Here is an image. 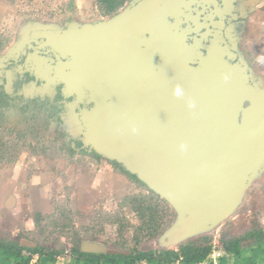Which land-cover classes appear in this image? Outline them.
<instances>
[{
	"label": "water",
	"instance_id": "1",
	"mask_svg": "<svg viewBox=\"0 0 264 264\" xmlns=\"http://www.w3.org/2000/svg\"><path fill=\"white\" fill-rule=\"evenodd\" d=\"M235 1L220 9L216 0H133L95 25L27 35L0 60L2 72L26 55L19 70L83 106L84 145L176 214L168 245L229 216L264 168V86L225 23ZM193 6L222 13L201 18ZM80 251L118 253L96 241Z\"/></svg>",
	"mask_w": 264,
	"mask_h": 264
},
{
	"label": "rangeland",
	"instance_id": "2",
	"mask_svg": "<svg viewBox=\"0 0 264 264\" xmlns=\"http://www.w3.org/2000/svg\"><path fill=\"white\" fill-rule=\"evenodd\" d=\"M255 3L260 4L240 9L243 28L240 32L232 31L231 40L253 79L264 86V0ZM249 12H253V15ZM108 18L99 15L92 0H17L14 3L0 0V33L9 41L0 53V60L27 35L41 31L59 32L68 28H82L104 22ZM26 70L27 68H17L0 72V84L6 78V86L9 84L6 88H9L16 73L21 75L26 72L34 76L33 72ZM6 74H10V77ZM41 83L40 86L26 85L17 95L24 100L31 96L52 99L55 89H61V86L47 87ZM17 95H11L8 107L0 109V130L9 128L13 138L19 141V146L21 143L25 144L23 149L26 151L15 162L0 164V238L13 236L16 232L32 237L40 217L52 214L58 207L69 206L74 226L82 232L83 241L94 240L112 252H127L118 249L115 244V226L104 224L103 232L98 235L84 230L96 226L98 218L113 215H122L132 228L138 226L136 215L129 207L124 206L123 200L129 195H147L148 191L125 177H120L121 175L116 177L115 185L106 180L109 161L99 156L93 157L90 148L84 145L79 112L76 113L80 105L76 104L74 98L63 96V101H49L43 109L23 111L21 102L15 97ZM77 142H81L82 148L77 147ZM69 149L74 153L72 156L68 155ZM73 186L75 194L72 192ZM11 197L18 205L14 216L20 221L16 223L3 219L6 212L3 203ZM176 222L174 213L171 225L156 238L143 241L139 249H176L179 245H168L165 242V233ZM253 223L259 224L264 230V168L250 180L238 205L229 216L184 242L207 235L211 244H218L220 247L223 237L241 235ZM53 246L58 250L69 248L64 239H59ZM253 247V243H244V255H248ZM59 258H63L55 260L59 264H72V259L69 257V261L68 256ZM31 264L46 262L35 257Z\"/></svg>",
	"mask_w": 264,
	"mask_h": 264
},
{
	"label": "trees",
	"instance_id": "3",
	"mask_svg": "<svg viewBox=\"0 0 264 264\" xmlns=\"http://www.w3.org/2000/svg\"><path fill=\"white\" fill-rule=\"evenodd\" d=\"M8 3H14L17 0H4ZM131 0H92L97 12L103 18H108L119 13ZM7 38L0 33V53L8 45ZM25 82L32 87L36 83L26 77ZM7 86L9 84L7 83ZM0 86V108L8 107L11 85ZM15 88L20 87V83L14 84ZM7 93H6V92ZM60 96L57 94L56 99ZM22 101V99H19ZM21 109L23 111L33 109L40 110L47 106V102H42L32 96L29 101H22ZM54 108V107H52ZM77 147H82L81 142L76 143ZM25 144L19 146V141L13 138V133L7 128L0 130V164L12 163L17 160L19 155L26 151ZM35 154L36 152L33 151ZM72 150H68V155L72 156ZM93 157H98L91 152ZM112 168L123 175L128 181L144 187L135 176L128 174L118 164L109 162ZM146 189V188H145ZM147 190V189H146ZM147 195H129L123 200V204L129 207L136 215L138 226L132 228L122 215H113L100 217L96 221V226L86 228L84 232H90L98 235L103 232V225H113L116 227L115 244L118 249L127 250L125 253L112 254H84L80 251L82 242V232L75 228L72 220V210L69 206L58 207L52 214L40 217L34 235L32 237L21 235L19 232L14 234L24 236L32 241L35 248L21 247L18 240L13 236L0 238V261L9 262V264H31L35 257L44 258L46 262L53 263L59 257L68 256L74 264H136L144 262L145 264H173L181 261L183 264H197L203 261L211 252V239L207 235L198 236L194 240H188L180 244L176 249L150 250L143 251L139 247L145 240L154 239L159 236L169 225H171L174 213L168 204L154 195L149 190ZM69 201V199H68ZM130 228L133 229L129 234ZM59 239H64L69 248L56 249L53 245ZM246 242L253 243L254 247L248 255H244L242 245ZM220 248L226 254L232 256L231 264H264V230L257 224L247 228L243 234L223 237L220 240ZM228 264V263H225Z\"/></svg>",
	"mask_w": 264,
	"mask_h": 264
},
{
	"label": "flooded vegetation",
	"instance_id": "4",
	"mask_svg": "<svg viewBox=\"0 0 264 264\" xmlns=\"http://www.w3.org/2000/svg\"><path fill=\"white\" fill-rule=\"evenodd\" d=\"M255 2H260V0H236L234 3H233V6H234V10L231 12V14H225L224 16H225V23L227 24V25H231L232 26V31H237V32H240V30L243 28V25H242V21H241V19H242V17H241V14H240V9L241 8H243V9H248L249 7H251L252 5L251 4H253V5H255V6H257V5H259L260 3H255ZM216 4L218 5V7L220 8V9H222L223 8V0H216ZM192 9L194 10H196V11H194V12H192V14H193V16H195L196 15V13H202L201 14V18L202 17H204V16H207V15H211V16H214L215 17V19H217L218 18V16L220 15V13H222L221 11L222 10H215L214 9V7L213 6H211V7H209V8H206L204 11H202V8L201 7H197V6H193L192 7ZM249 14H251L250 12H249ZM233 15H236L237 16V19L236 20H234V19H232V16ZM248 15V14H247ZM251 15H253V12H252V14ZM247 17V16H246ZM245 17V18H246ZM264 18V17H263ZM263 37H264V34H263ZM257 41H259L258 39H256ZM25 59H26V55H23V56H20L18 59H16V60H11L10 61V64L6 67V69L4 70V71H8V70H10V69H17L18 67H20V66H22V65H24V63H25ZM26 77H28V78H31L35 83H36V85L37 86H40V85H42V83L39 81V80H36L35 79V77L34 76H32L31 74H29V73H26V72H24L23 74H19V73H16V75L14 76V77H12V81H11V92L10 93H7L6 91V93L8 94V97H9V101H10V97H11V95H17V93H18V91L19 90H21V89H23V87L24 86H29V83H27V82H25V80H26ZM6 82H7V80H6V78H4L3 80H2V84H0V86H5L6 85ZM16 82H19L20 83V87L19 88H15L14 87V84L16 83ZM59 95L60 96V98L59 99H56V95ZM16 97V99L18 100V101H20L21 102V104H23L22 103V101L23 102H26V101H29V99L30 98H28L27 100H24L23 99V97L22 96H15ZM33 98H35V99H39L40 101H42V102H49V101H51V103L53 102V103H57V102H61V101H63V96H62V94H61V89H60V87H57L56 89H55V94H54V97L52 98V99H40V98H38V97H33ZM19 99H22V101L21 100H19ZM69 102H71V100L69 99ZM81 107H83L82 105H80V108ZM7 108V107H6ZM1 109V108H0ZM3 109V108H2ZM53 109H55V108H53ZM56 110V109H55ZM77 112H79V110H76V113ZM7 129H9V128H7ZM82 148V147H81ZM108 164H109V162H108ZM109 166L112 168V166L109 164ZM113 169V168H112ZM114 170V169H113ZM115 171V170H114ZM116 172V171H115ZM117 173V172H116ZM119 174V173H118ZM121 175V174H120ZM121 176H123V175H121ZM124 177V176H123ZM12 205V204H11ZM11 207V206H10ZM10 207H7V204H6V206H5V209L7 210V208L9 209ZM16 233H18V232H16ZM16 233H14V234H16ZM13 234V239L14 240H18V242H19V245H21V243L22 244H25V243H23V241L24 240H26V241H29V242H32V241H30V240H28L27 238H25L24 236H19L18 237V235H14ZM83 241V240H82ZM87 241H94V240H87Z\"/></svg>",
	"mask_w": 264,
	"mask_h": 264
},
{
	"label": "crops",
	"instance_id": "5",
	"mask_svg": "<svg viewBox=\"0 0 264 264\" xmlns=\"http://www.w3.org/2000/svg\"><path fill=\"white\" fill-rule=\"evenodd\" d=\"M107 169L108 170H107L106 175H105V176H107L106 177L107 178L106 180L108 182L109 181L112 182L113 185H115V183H117L116 177H119L120 174H118L114 170H112L111 167H108L107 166ZM120 177H122V176H120ZM73 187H74V190L72 192H73V194H75V186H73ZM10 199L12 201V205H11V207L9 209L7 208L3 219H4V221L12 220L13 223L14 222L16 223V222H19L20 221V220L16 219L15 216H14L15 215L14 212L17 211L18 205H17V201L15 199H13L12 197ZM7 200H5V202L3 203L4 206H6ZM37 259H40V258H37ZM68 259H69V261H71V259L69 257H68ZM41 260H43V262H46V260L44 258H41ZM58 260H63V258H58ZM71 263L74 264L73 260L71 261ZM0 264H9V262L0 261ZM46 264H59V263L55 261L53 263L46 262Z\"/></svg>",
	"mask_w": 264,
	"mask_h": 264
},
{
	"label": "built area",
	"instance_id": "6",
	"mask_svg": "<svg viewBox=\"0 0 264 264\" xmlns=\"http://www.w3.org/2000/svg\"><path fill=\"white\" fill-rule=\"evenodd\" d=\"M212 250L210 254L201 262L197 264H231L233 258L231 255L226 254L222 251V249L218 246V244H211ZM173 264H183L181 261H176Z\"/></svg>",
	"mask_w": 264,
	"mask_h": 264
}]
</instances>
